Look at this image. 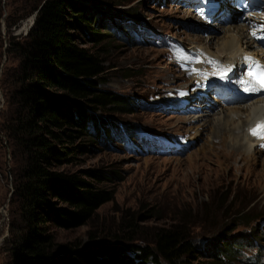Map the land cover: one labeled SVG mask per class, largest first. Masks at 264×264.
<instances>
[{"label":"rangeland","instance_id":"1","mask_svg":"<svg viewBox=\"0 0 264 264\" xmlns=\"http://www.w3.org/2000/svg\"><path fill=\"white\" fill-rule=\"evenodd\" d=\"M73 1L88 6V14L99 22L116 28L137 22L152 33L147 35L134 27L125 30V35L119 29L111 33L101 54L106 71L100 88L123 97L130 111L99 114L116 125L135 127L138 134L154 130L161 135L154 134L148 140L132 138L126 143L120 130L106 128L97 136L76 140L86 146V151L75 154L73 164L54 169L105 172L107 181L91 182L111 191L112 199L103 203L85 224L51 227L57 249L76 244L78 251L91 244L90 234L108 238L127 222L136 228L135 242L143 243L151 241L155 228L180 220L187 222L198 250H205V242L226 226L233 227V237H248L252 229L253 239L263 247L264 148L256 144L248 152L240 135L243 127H249L247 123L242 126L240 120L228 119L231 122L224 125L228 108L252 102L256 97L227 105L202 103L197 113H175L168 100L169 93L187 81L184 68L174 62L175 58L180 61L182 43L220 53L218 45L227 34L223 26L238 22L203 27L193 10L201 0ZM43 2L0 0V264H15L8 248V224L16 207L10 200L20 182L14 172L25 168L20 157L12 156L2 131L15 114L18 100L13 88L19 58L7 53L6 46L10 36L23 40L31 17H36L37 11L30 13V8L34 4L39 8ZM208 43L210 51L204 47ZM162 105L168 110L161 111ZM234 125L242 126L241 130L234 131ZM220 128L226 129L225 135ZM249 221L250 225L245 226ZM240 252L252 256L257 249L246 246Z\"/></svg>","mask_w":264,"mask_h":264},{"label":"trees","instance_id":"2","mask_svg":"<svg viewBox=\"0 0 264 264\" xmlns=\"http://www.w3.org/2000/svg\"><path fill=\"white\" fill-rule=\"evenodd\" d=\"M37 6L29 10L37 13L23 40L10 36L6 46L19 58L13 88L18 100L2 131L12 156L25 163L22 172H14L20 182L10 200L16 207L8 248L15 264H262V246L252 229L248 237H233V227L226 226L198 250L185 220L155 228L151 241L143 243L135 242L133 224L124 222V229L108 238L90 234L91 244L78 251L76 244L57 249L50 228L85 224L112 192L91 182L108 180L101 170L54 168L73 164L75 154L86 151L76 140L112 131L115 124L99 111L130 109L123 97L100 88L106 71L102 50L116 26L99 22L88 6L73 0H44ZM127 29L120 25L121 35ZM246 246L257 253L245 256L240 248Z\"/></svg>","mask_w":264,"mask_h":264},{"label":"bare ground","instance_id":"3","mask_svg":"<svg viewBox=\"0 0 264 264\" xmlns=\"http://www.w3.org/2000/svg\"><path fill=\"white\" fill-rule=\"evenodd\" d=\"M222 29H224V33L227 34L225 40L220 45H218L220 49V53L213 52L214 54L218 55V58L221 59L222 62L221 67L224 66L225 63H236L239 60V56H242V52L244 51L252 50V52H255L257 50L258 45L249 38L248 29L245 22L241 21L237 24H227L223 26ZM204 45H205L204 47L208 51H210V44L208 43ZM216 102L218 101H214L213 103L210 104H215ZM230 109H234V110L231 112ZM227 110H228L227 111L228 115L225 117L226 118V120L224 121L225 123L223 122L225 126H227V124L231 122L228 119L230 120L238 119L241 121L242 126L244 125L242 124L243 122L247 123L250 126L251 124L255 123L258 119L264 118V97L256 96L255 100H253L252 102L241 104L240 106H235L233 108H228ZM241 115H244L245 118L241 117ZM242 126H235L233 130L234 131L237 129L241 130ZM221 128L220 131L225 135L224 131L226 130L225 129L226 127L224 129ZM247 129L248 127L245 129L243 127L242 129L243 133L240 132L239 133L240 135L241 134L243 135L242 142L244 143L246 141L245 145L248 148V152H250L257 143H254L252 139L248 136ZM253 151L254 152L256 151L255 148L253 149Z\"/></svg>","mask_w":264,"mask_h":264},{"label":"snow or ice","instance_id":"4","mask_svg":"<svg viewBox=\"0 0 264 264\" xmlns=\"http://www.w3.org/2000/svg\"><path fill=\"white\" fill-rule=\"evenodd\" d=\"M255 35V33H253ZM256 71H249L248 75L252 77L261 88H264V66H256ZM250 133L258 138L264 139V121L258 122L253 128L249 129Z\"/></svg>","mask_w":264,"mask_h":264},{"label":"water","instance_id":"5","mask_svg":"<svg viewBox=\"0 0 264 264\" xmlns=\"http://www.w3.org/2000/svg\"><path fill=\"white\" fill-rule=\"evenodd\" d=\"M37 13V12H36ZM33 17H35V16H32L31 18V22H30V24H29V26H28V28L27 29H25V31L27 32L28 31V29L32 26V24H33Z\"/></svg>","mask_w":264,"mask_h":264}]
</instances>
